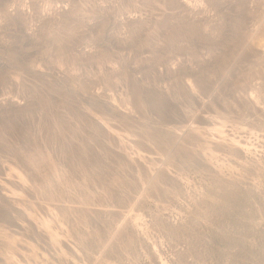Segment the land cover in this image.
Here are the masks:
<instances>
[{
    "label": "rangeland",
    "instance_id": "obj_1",
    "mask_svg": "<svg viewBox=\"0 0 264 264\" xmlns=\"http://www.w3.org/2000/svg\"><path fill=\"white\" fill-rule=\"evenodd\" d=\"M0 264H264V0H0Z\"/></svg>",
    "mask_w": 264,
    "mask_h": 264
}]
</instances>
